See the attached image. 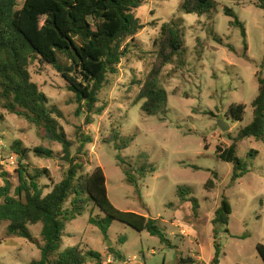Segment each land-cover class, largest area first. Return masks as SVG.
I'll return each instance as SVG.
<instances>
[{"label":"rangeland","instance_id":"1","mask_svg":"<svg viewBox=\"0 0 264 264\" xmlns=\"http://www.w3.org/2000/svg\"><path fill=\"white\" fill-rule=\"evenodd\" d=\"M181 1L147 0L135 11L144 27L133 41L124 42L130 44L129 52L117 73L107 75L91 113L76 102L53 67L37 62L30 66L32 81L46 95L72 143L71 154L84 145L80 155L84 172L101 166L112 204L157 219L168 240L162 242L120 221L110 224L105 238L88 221L103 213L88 203L81 215L66 222L62 250L76 246L84 254L88 249L98 251L102 264H209L214 252L211 220L224 195L232 212L229 233L222 230L218 236L222 246L218 264H263L255 246L264 244V140L247 137L237 142L236 155L247 171L234 182L233 164L220 159L216 149L228 147L239 128L253 118L257 71L264 77V8H260L264 0H214L216 9L203 15L180 11ZM225 7L243 24L245 38L230 23ZM169 21L178 28L182 47L158 74L157 83L167 93L165 111L147 115L137 95L159 63L160 28ZM239 103L245 105L243 120L233 121L228 108ZM219 122L228 129L222 130ZM87 137L89 141H82ZM16 142L25 151L22 162L28 172L46 170L38 182L44 193L49 191L68 168L61 144L24 117L0 108V171L6 172L12 188L18 185V155L12 148ZM37 146L51 150L52 156H38L33 151ZM126 170L135 183L127 181ZM209 178L214 182L210 189ZM179 188L188 189L185 199L198 201L196 213L191 202L178 195ZM8 223L0 221V264H32L40 256L41 224L28 225L34 238L30 240L8 236ZM84 264L96 261L86 255Z\"/></svg>","mask_w":264,"mask_h":264},{"label":"trees","instance_id":"2","mask_svg":"<svg viewBox=\"0 0 264 264\" xmlns=\"http://www.w3.org/2000/svg\"><path fill=\"white\" fill-rule=\"evenodd\" d=\"M147 0H0V108L24 117L45 136L61 144L62 158L68 163L62 179L44 193L38 177L45 174L27 171L22 160L24 149L16 142L12 146L18 155V185L6 178L0 171L3 184L0 185V221H8L6 233L27 239H34L29 224H41L39 259L32 264H84L86 255L102 264L100 252L88 249L85 254L76 246L62 250V236L66 222L81 215L88 203L103 213L101 217H89L88 221L99 228L103 237L113 221H120L141 232L146 230L167 242L165 232L158 220L143 214L117 209L108 197L106 177L101 166L84 172L80 158L83 144L72 155L71 141L66 138L62 127L48 106L46 95L32 81L30 66L35 62L50 65L64 79L69 91L78 104L84 105L91 113L98 102L100 92L108 74H115L118 65L129 52L127 39L134 36L144 25L135 16V11ZM264 4V2H262ZM264 8V7H260ZM216 9L214 0H182L179 10L185 13L203 15ZM224 13L232 18L231 24L240 28L245 38V29L234 11L228 7ZM159 63L147 74L140 86L137 99L142 100L141 110L147 115L164 112L167 93L158 83L160 67L167 63L182 47L177 26L172 22L161 25L158 39ZM246 50V41L244 39ZM258 92L251 102L253 118L239 128L232 143L223 148L217 145L220 159L233 164L231 180L234 182L247 169L236 155L237 142L254 137L264 140V77L256 73ZM97 113L101 109L96 110ZM244 104H231L228 115L233 121H242ZM87 139V140H86ZM82 141H89L88 137ZM38 156L51 157L52 151L40 146L33 150ZM127 181L135 183L129 171ZM214 178L217 174L213 173ZM209 178L206 187L212 188ZM187 188H179L182 200L191 202L193 213L199 203L194 197L184 198ZM66 203H68L67 206ZM231 207L223 195L211 220V236L214 252L209 264H218L222 246L220 231L229 233L228 222ZM255 249L264 264V244L257 243ZM112 253V250L108 248ZM115 257L119 252H113ZM238 264V263H237Z\"/></svg>","mask_w":264,"mask_h":264},{"label":"water","instance_id":"3","mask_svg":"<svg viewBox=\"0 0 264 264\" xmlns=\"http://www.w3.org/2000/svg\"><path fill=\"white\" fill-rule=\"evenodd\" d=\"M219 127L222 129V130H227L228 129V126L226 124H224L223 122H219L218 123Z\"/></svg>","mask_w":264,"mask_h":264},{"label":"built area","instance_id":"4","mask_svg":"<svg viewBox=\"0 0 264 264\" xmlns=\"http://www.w3.org/2000/svg\"><path fill=\"white\" fill-rule=\"evenodd\" d=\"M15 160V159H14ZM109 262L111 261V258H109V260H108Z\"/></svg>","mask_w":264,"mask_h":264},{"label":"crops","instance_id":"5","mask_svg":"<svg viewBox=\"0 0 264 264\" xmlns=\"http://www.w3.org/2000/svg\"><path fill=\"white\" fill-rule=\"evenodd\" d=\"M180 227V226H179Z\"/></svg>","mask_w":264,"mask_h":264}]
</instances>
